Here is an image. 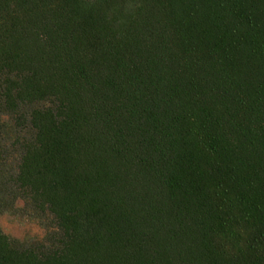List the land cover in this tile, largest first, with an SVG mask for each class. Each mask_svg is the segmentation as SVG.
<instances>
[{"label": "trees", "instance_id": "obj_1", "mask_svg": "<svg viewBox=\"0 0 264 264\" xmlns=\"http://www.w3.org/2000/svg\"><path fill=\"white\" fill-rule=\"evenodd\" d=\"M0 212V264H264V0H0Z\"/></svg>", "mask_w": 264, "mask_h": 264}, {"label": "rangeland", "instance_id": "obj_2", "mask_svg": "<svg viewBox=\"0 0 264 264\" xmlns=\"http://www.w3.org/2000/svg\"><path fill=\"white\" fill-rule=\"evenodd\" d=\"M18 206L21 207L22 203L19 202ZM0 230L9 238L19 241L39 240L45 233L35 221L7 212H0Z\"/></svg>", "mask_w": 264, "mask_h": 264}]
</instances>
